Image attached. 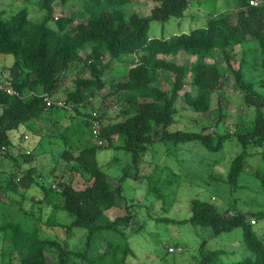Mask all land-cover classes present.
I'll use <instances>...</instances> for the list:
<instances>
[{
  "label": "trees",
  "instance_id": "trees-1",
  "mask_svg": "<svg viewBox=\"0 0 264 264\" xmlns=\"http://www.w3.org/2000/svg\"><path fill=\"white\" fill-rule=\"evenodd\" d=\"M72 1L38 0L43 15L37 20L29 16L26 6L8 17L0 16V54H12L14 58L11 65L0 67V82L9 80L20 92V96L0 94V142L6 146L2 157L12 166L10 173L0 175V192L21 188L27 193L36 186L43 193L36 199L38 212L31 208L21 215L33 227L18 218L0 223V239L8 241L1 247L0 264H126L134 254L129 236L143 233L149 220V216L137 214V207L147 211L150 206L127 198L121 182L126 177L147 181L144 198L150 196L152 203L165 199V194L154 191L149 183L152 159L146 160V156L154 155L157 145L168 150L196 144L213 152L233 139L240 150L230 160L225 178L216 180L236 188L242 186L241 174L249 173L264 187V171H249L245 165L255 154L264 160V92L242 78V65L248 61L243 48L258 47L264 52V4L253 6L249 0H235L236 9L208 15L202 24L166 35L164 26L170 20L181 26L190 0H146L148 14L128 11L132 0H83V12L55 15V3L63 8ZM231 14H236L234 21L227 17ZM152 21L160 23L159 32L156 27L153 30ZM85 49L90 50L91 57ZM214 52L224 59L221 64L207 60ZM179 54L183 58L176 61ZM105 55L108 58L102 63ZM250 60L254 62L253 57ZM235 61L237 66L233 65ZM259 63L264 72V58ZM222 66L241 89L238 101L245 106L248 121L241 118L234 129L216 132L209 130L210 125L199 129L177 126L176 115L182 103L200 114L210 108L213 94L232 99L227 93L230 84L223 83L226 74ZM119 69L123 80L111 74ZM69 80L72 86L64 89V97L58 96ZM260 84L264 85V78ZM191 86L194 88L190 90ZM45 97L53 103L46 105ZM94 98L98 103H93ZM58 100L63 105L57 104ZM116 105L119 108L111 115L109 110ZM219 108L214 123L218 127L223 105ZM63 118H67L65 126H56ZM93 119L98 124L96 133L91 130ZM20 125L33 130L36 138H47L59 146L50 152L55 164L48 172H40L34 164L24 167L35 158L33 149L16 152L11 147L10 133ZM28 139L30 135L23 131L18 135L19 145ZM106 148L129 157L113 184L106 172L110 163L101 164L97 159L98 151ZM172 155L179 160L177 153ZM177 169L170 171L173 180L180 179L178 164ZM191 169L197 170L195 166ZM167 183H172L170 177ZM0 202H4L1 195ZM7 203L13 204L11 199ZM47 206L43 218L41 212L47 211ZM227 207L232 216H226L223 208L211 201L192 198L187 217L165 215L154 221L168 227L176 223L208 227L213 236L240 226L249 251L244 257L216 263L222 249L204 250L202 242L197 257H193L194 264H264V231L251 227L258 217H264V210L254 213ZM108 209L116 216L109 218L105 213ZM60 212L67 214L68 223L58 220ZM58 227L66 233L82 229L81 246L70 250L65 238L40 234ZM168 244L172 246L169 250L166 247L167 253L176 245Z\"/></svg>",
  "mask_w": 264,
  "mask_h": 264
},
{
  "label": "rangeland",
  "instance_id": "rangeland-1",
  "mask_svg": "<svg viewBox=\"0 0 264 264\" xmlns=\"http://www.w3.org/2000/svg\"><path fill=\"white\" fill-rule=\"evenodd\" d=\"M38 0H0V16L1 18L8 17L11 13L17 11L20 7H28L29 16L32 19H39L43 15V10L38 8ZM83 0H73L70 4L65 5L63 8L58 3H55V15L58 13L65 12L76 13L82 11ZM238 4L235 0H190L189 5L185 11V17L181 26L176 25V21L170 20L164 27L166 35L173 32H179L178 29H187L192 26L202 24L206 17L211 14H217L226 10H234ZM135 10L140 14L150 13V8L146 0H132L131 5H128L127 10ZM86 15V13H85ZM227 15L231 20L236 19V14ZM175 22L174 25L172 23ZM160 23L152 21L151 26L156 27L159 32ZM246 53L247 62L242 65V78L244 81H252L255 84V88L261 92H264V85L261 86L260 80L264 78V72L262 65H260L261 58H264V52L260 48L255 50L254 48H243ZM240 50V49H239ZM88 56L91 57L90 50L85 49ZM240 52V51H239ZM241 53V52H240ZM183 55L179 54L176 57V61L182 59ZM169 57V56H168ZM254 58V62H251V58ZM107 55L102 59V63L107 59ZM170 58V57H169ZM238 58V57H237ZM12 54H0V67L9 66L13 61ZM186 60V59H185ZM207 60L222 63L223 58L219 52H214V56H210ZM234 66H237V61L233 62ZM77 66H73L71 75L74 76ZM224 71L223 83H229L227 88L230 97L232 99H226L225 97L212 95L210 108L197 114L184 108V104L180 105V112L176 115V124L182 128L199 129L201 125H210L209 130L216 132L217 130H232L235 128V123L240 121L241 118L247 119L246 108L238 100L240 99L241 89L237 86L233 78L228 75V71L220 67ZM117 77L118 80L125 79L124 74L120 69L116 72L111 73ZM87 75V74H85ZM1 76L5 77L2 73ZM232 78V79H231ZM72 81L69 80L63 84L62 88L58 92V96L64 97V89L70 88ZM194 87L191 86L190 90ZM82 94V93H81ZM84 101L88 98L83 94ZM219 97L222 102H218ZM98 98L93 99V103H98ZM219 105H223V119H219V127L214 125L218 120V110L220 111ZM119 106H115L109 110L113 115ZM85 112L89 111V108L84 109ZM248 121V120H246ZM221 122V123H220ZM67 118H63L61 123L56 126H65ZM58 129V128H56ZM28 133L30 139L24 140L19 145L18 135L22 132ZM34 131L26 128L25 125H20L18 129L11 132V144L13 149H17L16 152L33 149L37 154L32 162H27L24 167L34 164L37 169L41 172H48V168L55 164V160L50 155L51 151H56L59 146L55 144V141L49 142L47 138L40 139L33 135ZM34 137V138H33ZM122 139V137H121ZM40 140V145L38 144ZM37 145V147H36ZM154 155L146 156V160L152 159V166L149 169V183L154 191H161L165 194V199L152 203V199L149 196L144 198V192H147L148 182L141 181V179H135L133 177H126L121 182V187L125 196L129 199H135L139 204H145L150 206L147 211L142 207H137V214L140 216H149V220L145 225L143 233L132 234L129 236L128 241L133 249L134 254L129 256L126 264H194V256L197 257L200 249L199 246L202 243L204 250L222 249V252L216 263L231 262L244 257L249 251L243 242L242 227H235L229 231L222 232L217 236H213L208 227H197L192 226L189 223H176L172 225H166L164 222L154 221L159 216H169L174 219H181L188 216L189 213V202L192 198H199L201 200L211 201L217 207L223 208V212L226 216H232L231 210L227 207L229 205L235 206L236 209L245 212H254L264 210V187H262L259 178L253 174L242 173L240 176V183L242 186L233 188L231 185L223 181L216 179L225 178L230 160L240 150L238 143L235 140L227 139L219 150L208 152L201 148V146L184 145L182 148L171 146L167 150L164 145H157ZM263 148V147H262ZM261 148V149H262ZM195 150L192 154L191 151ZM43 151V152H42ZM40 152V154H38ZM177 153L180 157L179 160L172 157V154ZM4 153L0 155V175H6L12 171V166L8 159L2 157ZM170 154V155H169ZM184 154V155H183ZM172 155V156H171ZM255 154L251 156L245 162V165L249 171L260 170L264 171V160L261 155ZM196 158V159H195ZM98 161L103 164L107 161L110 163V167H107V174L109 176V182L115 183L113 179L116 174H120V167L128 162L129 157L123 155L121 151L114 149H101L97 153ZM154 162V164H153ZM177 164L179 165L180 179H174L173 174L170 171L176 170ZM244 165V167H245ZM105 166V165H104ZM195 166L197 170L193 172L191 169ZM22 167V168H24ZM106 167V166H105ZM148 173V172H147ZM167 177H170L172 183L164 184ZM43 178V177H42ZM48 182L51 181V177L46 179ZM212 180V181H210ZM46 181V183H48ZM158 181H160L158 183ZM23 189H19L17 192L8 190L6 193L0 192V195L4 198V202H0V223L4 220L11 218H18L23 220L25 226L33 227L25 217H21L24 211L38 212V203L36 199L42 198L43 193L38 187L34 186L29 189L27 193L22 192ZM38 196V198H37ZM12 200L13 204H8ZM226 206V208H225ZM47 211L41 212L43 218H46ZM105 213L109 218L116 216V212L112 209H108ZM30 218V217H29ZM58 220L68 223L69 217L65 213H58ZM152 222V225L151 223ZM141 223V222H140ZM139 224V222L137 223ZM134 226L133 228H135ZM252 229L264 231V217H258L255 224H252ZM156 232V233H155ZM42 236L52 238H65L68 243V248L74 250L80 247L82 244V238L84 233L82 229H72L69 233L64 232L63 228L47 229L40 232ZM8 241L0 239V250ZM176 244L172 252L167 253L166 247L172 244Z\"/></svg>",
  "mask_w": 264,
  "mask_h": 264
},
{
  "label": "built area",
  "instance_id": "built-area-1",
  "mask_svg": "<svg viewBox=\"0 0 264 264\" xmlns=\"http://www.w3.org/2000/svg\"><path fill=\"white\" fill-rule=\"evenodd\" d=\"M249 3L253 6H260V5L264 4V0H249ZM2 93L12 95V96H20V92L16 88L13 87V85L10 83L9 80H2L0 82V94H2ZM44 100L46 102V105H50L53 103L50 98L45 97ZM63 103L64 102L61 100L57 101V104H59V105H63ZM97 129H98V124L96 123L95 119H93L91 130L93 133H96ZM5 151H6L5 144L0 142V155L2 153H4ZM26 152H28V150H26ZM250 222L255 223V219L251 218Z\"/></svg>",
  "mask_w": 264,
  "mask_h": 264
}]
</instances>
